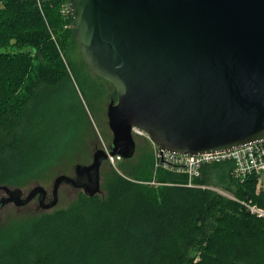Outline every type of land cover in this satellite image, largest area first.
<instances>
[{
	"label": "trees",
	"instance_id": "trees-1",
	"mask_svg": "<svg viewBox=\"0 0 264 264\" xmlns=\"http://www.w3.org/2000/svg\"><path fill=\"white\" fill-rule=\"evenodd\" d=\"M65 2L0 0V187L25 186L60 155L40 113L48 94L72 81L68 50L78 46ZM131 160L119 164L127 174L115 171L106 197L82 194L11 233L0 264H264V218L243 204L264 208L258 176L240 182L227 161L202 166L192 180L200 187L163 169L155 187L142 183L151 182L153 160Z\"/></svg>",
	"mask_w": 264,
	"mask_h": 264
},
{
	"label": "water",
	"instance_id": "water-1",
	"mask_svg": "<svg viewBox=\"0 0 264 264\" xmlns=\"http://www.w3.org/2000/svg\"><path fill=\"white\" fill-rule=\"evenodd\" d=\"M69 9L84 63L116 91L107 113L113 141L92 164L75 166L74 178L59 175L48 205L40 185L27 195L0 187V220L9 203L38 198L53 209L65 184L100 194L109 155L135 157L134 127L180 156L264 141V0H69Z\"/></svg>",
	"mask_w": 264,
	"mask_h": 264
},
{
	"label": "rangeland",
	"instance_id": "rangeland-1",
	"mask_svg": "<svg viewBox=\"0 0 264 264\" xmlns=\"http://www.w3.org/2000/svg\"><path fill=\"white\" fill-rule=\"evenodd\" d=\"M1 7V4H0ZM79 49V48H78ZM71 63L72 81L62 86L59 91L48 94V106H44L41 116L44 122L53 129V135L50 140L55 141L60 154L48 170L39 174L23 187L5 186L11 189L21 188L24 194L40 185L44 187L53 198L52 189L54 180L59 175L75 177L74 168L77 165H90L93 162L94 153L99 150H109L113 141V133L109 127L108 107L112 99H116L114 86L109 82L94 75L84 63L80 50H68ZM66 55H64V58ZM67 61V58H65ZM48 138V136H45ZM137 144V152L131 160L132 164H143L145 162H154L152 178L142 183L151 186H158L155 182L161 168H156L155 146L151 140L146 137H134ZM122 161L115 162L107 160L101 170V193L99 196L108 195V184L110 179L116 173L127 174L126 170H120L119 164ZM124 164V162H122ZM126 167V165L124 164ZM128 170V168H126ZM165 171V170H164ZM166 172H169L166 170ZM123 175V174H122ZM248 177H235L242 180ZM257 193H264V175L257 177ZM2 187V186H1ZM216 192L234 200L232 194L225 190L213 187ZM83 191L73 189L71 186L63 185L59 191V202L56 207L44 210L38 207L37 201H34L26 208H18L15 205L7 206L0 220V247L2 242L7 240L9 235H14L25 226L35 220H41L48 215H53L58 211L65 210L74 206L78 202ZM6 197L4 191H0V199ZM264 210V208H263ZM15 232V233H14Z\"/></svg>",
	"mask_w": 264,
	"mask_h": 264
},
{
	"label": "built area",
	"instance_id": "built-area-1",
	"mask_svg": "<svg viewBox=\"0 0 264 264\" xmlns=\"http://www.w3.org/2000/svg\"><path fill=\"white\" fill-rule=\"evenodd\" d=\"M65 4L62 7V13L64 15H71L69 9V0H65ZM134 137H146L150 139L147 132L139 128H132ZM155 146L156 156V168L163 170L182 173L184 176H188L189 180L187 187H200L193 183V179L200 177L202 166L213 163H221L231 161L234 162L235 168L231 175L235 177H249L256 175L258 177L264 175V141L249 145L243 148L234 149L230 151L207 153L203 155L195 156H180L169 152L163 151L158 146ZM122 161L121 156L112 157L109 155V159L113 162ZM237 200L236 198H233ZM252 214L257 215L259 218H264V210L257 206L243 203Z\"/></svg>",
	"mask_w": 264,
	"mask_h": 264
},
{
	"label": "flooded vegetation",
	"instance_id": "flooded-vegetation-1",
	"mask_svg": "<svg viewBox=\"0 0 264 264\" xmlns=\"http://www.w3.org/2000/svg\"><path fill=\"white\" fill-rule=\"evenodd\" d=\"M94 156V155H93ZM105 163V162H104ZM103 163V164H104ZM82 178V177H81ZM88 180H89V178H88V176H83V178L81 179V182L83 183V184H85V183H87L88 182ZM81 191H83L84 192V190L82 189ZM101 193V192H100ZM26 195V194H25ZM98 195H100V194H98ZM53 199V198H52ZM52 199H51V197H50V194L49 193H47V198H46V200H45V203L44 204H46V205H48V204H50L51 202H52ZM34 201H37V204H38V207L39 208H41V209H43V207H42V205L39 203V201H38V198H36V199H34L31 203H33ZM31 203H29L27 206H25V207H21V208H26V207H28ZM10 204V203H9ZM43 204V205H44ZM10 205H15V204H10ZM9 206V205H8ZM6 208V207H5ZM19 209H20V207H18Z\"/></svg>",
	"mask_w": 264,
	"mask_h": 264
}]
</instances>
